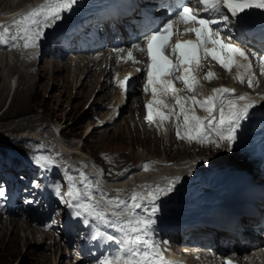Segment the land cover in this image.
<instances>
[{
    "label": "snow or ice",
    "instance_id": "6c2138e0",
    "mask_svg": "<svg viewBox=\"0 0 264 264\" xmlns=\"http://www.w3.org/2000/svg\"><path fill=\"white\" fill-rule=\"evenodd\" d=\"M80 2L81 0H46V3L13 21L16 28L14 33H10L8 25H0L2 29L0 44L11 43L13 48H37L46 31L67 19V14L74 12L75 6ZM161 6L169 9L168 18L158 24L149 18L143 25L142 31L143 39L147 41V55L151 61L146 69L147 85L145 86V90L150 89L153 95V100L146 106L147 119L150 122L154 120L153 104L162 103L156 99L157 85H161L164 91H176L173 81L163 79L165 76L182 71L183 74L176 79L192 90L198 80L192 75L191 67L185 65L190 66L193 63L199 65L200 59L207 56L229 71L237 64L238 57L243 58L247 64L239 66L251 71L252 62L249 59V52L239 44L246 45L250 38L264 40V0H171V3H162ZM179 25L186 26L183 32L180 31ZM254 29L258 32L257 36L250 35ZM233 30L238 44L226 42L233 39ZM185 33H193L196 39L169 43L174 34L179 37ZM132 47L139 51L145 50L139 43L133 44ZM166 50H170L177 57L176 64L164 55ZM250 55L256 57L264 72V55H260L257 51H250ZM127 60L138 63L131 50L127 53ZM213 78L215 73L209 71L206 79ZM237 78L241 83H247L250 88L254 87V77L247 80L239 76ZM130 79L131 73L124 80L119 81V87L127 91ZM213 92L214 95L204 101H198L195 97L189 98L194 105L198 104L208 112V117L204 118L197 116L194 108L186 110L185 101L181 98L176 99L180 109L177 119L180 115L183 116L185 129L181 133L178 124L176 135L178 139H186L190 143L195 141L199 144L215 145L217 148L221 147L222 143H226V150L231 152L234 145L243 141L248 131L244 122L255 118V113L251 110L256 105L251 97L236 95L234 89L218 88ZM218 99L219 106L216 104ZM241 101L244 103L241 104ZM156 115L161 120L168 119L159 110H156ZM33 162L41 169H46L55 163L52 158L45 156H36ZM144 170H149L147 165L144 166ZM80 176L83 189L77 186L72 176H68L66 196L61 195L59 183L54 185L55 194L73 210V215L85 217L83 223H89L87 217H92L100 224L118 229L124 234L121 239L117 235L106 234L99 229L92 232L91 239L113 241L120 246L119 255L104 257L99 264H175L164 258L151 237L155 233L156 217L162 210V202L158 203V201L162 196H168L176 191L179 177L170 179L166 187L157 185L147 189L146 195L133 192L130 200H121L119 196L115 199H106L107 208H102L94 201L92 185L88 183V177L83 172ZM33 186L38 187V182L34 181ZM4 196L5 191L0 186V198ZM101 196L104 198L103 194ZM146 204L149 206L146 207ZM227 264H233V261L229 260Z\"/></svg>",
    "mask_w": 264,
    "mask_h": 264
},
{
    "label": "rangeland",
    "instance_id": "374dc122",
    "mask_svg": "<svg viewBox=\"0 0 264 264\" xmlns=\"http://www.w3.org/2000/svg\"><path fill=\"white\" fill-rule=\"evenodd\" d=\"M16 3L15 0H0V11L15 9ZM5 52L9 51L6 50ZM10 56L5 53L0 54V186L3 187V190L10 186L11 180L5 178L9 175L14 184L24 190L29 189L33 197L42 193L43 189V179L39 174L40 167L33 162V159L39 155L36 153L41 154L43 152V149L36 145L39 143L45 149V144H49L50 141L39 140L40 143L37 140L34 143V145L36 144L35 147H32L28 141L17 138L20 137L19 134L9 133L13 131L17 133L27 131L26 135L28 136L34 130L40 134L41 130L47 129L45 135L51 133L50 139L54 140L57 139L54 131L59 130L60 137L64 138L65 141L61 140L65 144L58 139L55 140L54 152L57 151L58 153L56 149L60 148L58 141L63 145L67 144L66 146L72 149H80L81 155H75L73 158L77 157L81 160L82 158L86 159L84 156H87L88 161L85 162L91 163L95 171L99 169L95 163L101 165L99 167L104 171L107 178L117 176L118 179L125 175L131 176L130 172L138 168L141 170L140 168L145 166L143 162L149 166V164L153 165L151 163L161 160L162 162L159 164H168L166 161L172 163L179 161L176 164H171L174 166L179 164L181 160L189 161V156L203 158L202 155H209L208 152L210 151H203L199 146L190 145L191 143L188 141H184L183 144L180 141L173 142L169 137H158L154 132L148 134L139 121L141 120L139 115H136L137 123H140L138 130L134 129L135 122L131 123L133 126L131 125L129 129L125 125L127 124L126 121L130 119L131 111L136 109L135 97H133L135 95L133 94L128 98L126 107L120 115L116 114V120L108 124L112 115L115 114L114 108L117 104L118 93L116 94L115 89L113 90L112 86L104 81L101 76L99 80L97 79L98 68H93V79L90 83L86 79V71L80 73L68 66V68H64L69 62L57 59L55 55L50 56V58L47 55L41 65L33 68L34 71H39L38 74L33 76L24 74V76L20 73L18 65L14 68L7 67ZM15 61L19 62L18 59ZM53 61L57 62V65H53ZM78 62L81 63V60L75 59L71 61L72 64L70 65L74 66V63ZM16 72L20 75L17 87L12 90L11 82ZM133 90L136 91L135 88ZM115 102L116 104H114ZM173 132L176 133L177 131ZM44 138L49 139L48 137ZM157 139L160 141L157 142ZM197 144L206 147V144ZM48 148L50 149V147ZM188 148L190 150L189 156L185 152L189 151L186 150ZM211 148L208 146L207 150ZM2 150H6L7 154L15 156L25 165L21 163L15 171L12 169L13 167L10 168L8 165L2 166L3 163L8 164L7 158L1 154ZM41 155L44 156L45 154ZM219 155L221 154L219 153L216 157ZM222 156L230 158L226 157V154ZM92 158L94 163L91 162ZM74 161L77 162V160ZM58 164H60L59 161ZM34 181L38 182V187L33 186ZM4 212L0 208V264H83L80 261L82 256H79L75 249L72 250L70 247L75 245L73 242L70 244L60 239L54 241V238H60L58 235H52L51 239L48 235V239L45 240L36 233L35 236H30L31 231L27 227L28 225L22 226L21 229L14 225H8L13 221H10L11 218L6 216ZM7 226H12V228ZM13 229H19L17 235L11 234ZM37 229L39 228L36 227ZM13 232L15 233V231ZM25 235L30 237L28 243L22 242ZM171 244H169L171 247L176 246L189 259H195L196 251L193 246L184 247L186 243L182 242L179 246L174 245L173 242ZM199 249L204 250L203 248ZM192 252H194L193 255H191Z\"/></svg>",
    "mask_w": 264,
    "mask_h": 264
},
{
    "label": "bare ground",
    "instance_id": "6f19581e",
    "mask_svg": "<svg viewBox=\"0 0 264 264\" xmlns=\"http://www.w3.org/2000/svg\"><path fill=\"white\" fill-rule=\"evenodd\" d=\"M25 1L29 2L30 0H25ZM37 2L38 1L35 2V6H33L31 8V10L34 8H38L40 5L46 3V0L42 1L39 4H36ZM23 3H24V0L18 1L16 3L17 5L15 4L16 5L15 7H17L15 10H17L18 7H22ZM31 10H29V11H31ZM29 11L22 12V14H19L16 20L20 19L25 13H27ZM12 13H13V11H12ZM8 19H12V18H8ZM4 25L9 26L10 33H14L16 31V28L13 25V21L11 23H8V24H7V22H5ZM21 43H23V41H21ZM0 48L7 49L8 51L15 50L16 52L22 53L24 56H29V55H32V54L38 52L37 48H34V49H31V48L25 49L23 47L13 48L11 46V43H9L7 45L0 44ZM10 55L13 57L12 52ZM79 59L81 60V63L80 62L74 63V66H72L70 64H72L71 61H73L75 59L70 60V61H65V62H67V63L69 62V63L64 68L69 67L75 71H79L80 73H84L86 71L85 76H86V79H88L90 81V83L92 82V79H93V70H94L93 68H100L99 74L97 75V79L99 80V78L101 76L104 81H107V82L109 81L110 73L106 69H102L103 64H104V66H107L109 63H111V61H110L111 59L108 58V56H107V58L106 57H100L99 61H98L97 57H91L90 59H86V57H81ZM52 64L57 65V62L53 61ZM139 80L140 79L137 80V77H136L135 83L133 85V87L136 89L135 92L133 90V92H134L133 95H136V96H139L140 94H142L141 89L138 88ZM11 88H12V86H11ZM214 89H217V88H211V90H210L211 96L214 95V92H213ZM245 95H247L246 92H245ZM252 101L259 102L256 99H252ZM219 103H220V101L218 99L216 101L217 106H219ZM240 103L242 104L244 102L241 101ZM120 104H122V99H121L120 95H118L116 106H119ZM190 105H191L190 107L194 108L195 114L197 113L196 114L197 116H199L201 118L208 117V112L205 111L204 109H202L198 104L194 105L191 101ZM131 112L132 113L130 115V119L128 121H126L127 124H125V125L128 126V128L130 129V127L132 125L131 123L135 122V124H134L135 128L134 127L133 128L138 130V126H140L139 125L140 123H137V119H136L137 116L136 115L141 113L140 109H134ZM251 112L255 113V118L253 120L244 122L247 129H248L244 139L253 142V139H256V136H257V133H256L257 127L262 123L261 121H258L256 119L259 118V119L263 120V122H264V115L262 113H260L257 108H254L253 110H251ZM116 114L117 113L115 112V114H113L114 116L112 115L108 124H110L111 122L116 120L115 119ZM141 124L143 125L145 132H147L148 134H150L151 132L155 133L153 128L149 127V125H146L145 122L144 123L141 122ZM106 125H107V123H106ZM42 129H45V128H42ZM176 130H177V128L173 129L172 132L173 131L176 132ZM46 131H48V130L47 129L41 130V133L39 134L38 132H36V130H34V131L30 132V134L28 136L26 135L27 131H23V132H19V133H17L16 131L15 132L13 131V132H9V133L14 134V135L19 134L20 137H17V138H20L21 140H25V141H29V142L34 141V143H35V141H37V140L43 141V139H46V138H44ZM180 131L181 132L185 131L183 124H182V126H180ZM155 134L157 135V133H155ZM167 136H168V134L164 133V137L167 138ZM213 138H215L214 135H213ZM41 141H39V142L41 143ZM158 141H160V140L157 139V142ZM171 141H172V139H171ZM241 143H243V142H240L236 145L237 149L242 150ZM192 144L194 146H199V148L203 151H210V152H208V154L210 155L209 157H211V158L216 157L219 153L221 155L226 154V157H230V158H225L223 156L221 157V155H219L218 157L214 158L213 160H210V159L208 161H205V159L200 160L197 158L198 156H189L190 150L188 148L186 150H189V151H185L186 155L189 156V161H187V162L181 161L179 164L174 165V166L169 165V164H165V163L164 164L160 163V164H158L157 169L151 167V168H149L148 171H145L144 169L143 170L136 169V170H133L132 172H130L131 176L125 175V176H122L118 179L115 178V180H113V181L106 179V177H104L102 175L101 170L98 169V170H96V172L99 176L100 181H102V183L99 182L100 185H98V187L93 185L92 193L94 196V201L98 202L101 207H102V205L107 207L106 199H115L117 196H119V198L121 200H130V197L133 194V192H137V193H141V194L146 195L147 189L154 188L157 185L160 187H166L168 184V181L170 179H174L176 177H179L180 181L176 185V191L169 194L168 196H162L160 198V201H158V203L162 202V210L160 212V213H162L163 210L169 209L173 205H180L181 206V204H182L183 209H188V208H190V206H195V204L205 203L206 202V196H208L206 193H209V191H211V190H213V188L217 187L220 184V182L222 184H224L226 189L228 187L232 188L231 185L226 184V180H224V177H227L229 174H236L238 172L237 170L241 169L237 166L235 161L230 160L235 156L237 151L234 148L231 152L227 151L226 150L227 149L226 143H222V146L219 148H217V147L213 148L215 145L210 146V144H208L209 147H212L210 150L209 149L207 150L208 146L207 147H201L200 145H198L195 142H191L190 145H192ZM58 146L60 147L59 149H61L62 151L60 150V156H54V159L56 160L60 157H63L64 158L63 160L66 163H64L63 165H60V164H58V161H55V166L58 168V170H62L64 168L63 171L68 173L70 176H72L74 178V181L77 184H79V182L81 181V176H80L81 172H75L72 168L68 167L67 165L73 167L74 165H73V163H71L70 159L73 158L75 155L76 156L81 155L82 151L80 149H74V148L72 149L69 146L63 145V144H61L60 141H58ZM44 153L45 152H41V154H44ZM41 154L39 153L38 156H43ZM66 159H69V160H66ZM82 161H84V160L81 159L78 164H80V165H82V164L86 165L87 164L85 161L82 163ZM76 165H77V163H76ZM84 165H82V166H84ZM93 167H95V166H93ZM60 172H62V171H60ZM239 175H241V174L239 173L238 176ZM130 184H131V186L128 187L127 189H125V187H127ZM79 185H81V184H79ZM101 186H103L104 189ZM101 194H103L104 198H102ZM84 199L86 201V197ZM145 206L148 207L149 205L146 204ZM109 211H111V209H109ZM143 214H144L143 210H141V215H143ZM8 225H14L17 228L19 227V229H21L22 226L23 227L26 226V225L21 224L19 221L17 222L15 220H13V223L11 222V224H8ZM7 227L12 228V226H7ZM27 227L30 228L29 229L31 231L30 234H29L28 230H26L30 236H35V233H36L42 239H44V240L48 239L49 236L44 231L39 230V229L36 230V227H33L31 225L30 226L28 225ZM103 228L106 229L110 234H113V235L115 234V235L119 236V238L123 237V235H124L123 233H120L118 231V229L110 228V227H107L106 225H103ZM31 229H34V230H31ZM18 230L13 229V231H15V233L13 231H11V234L17 235L19 232ZM7 231H8V228H7ZM27 232H25V233L27 234ZM29 238H30L29 236L25 235L22 242L28 243ZM151 238L156 242V245H157L158 241H157V237H156L155 233ZM141 248L143 250V246H141ZM158 249H159V246H158ZM200 253H197L196 255H199ZM202 254H207V253L203 252ZM164 258L168 261L175 262V264H178V262L180 261L179 257H177L175 254H172V256H170V257H168V255H164ZM87 259H85L83 256V261L87 262Z\"/></svg>",
    "mask_w": 264,
    "mask_h": 264
}]
</instances>
